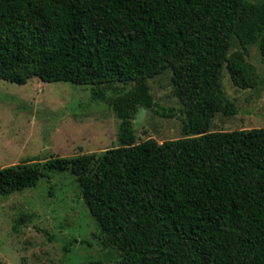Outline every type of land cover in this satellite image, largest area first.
<instances>
[{"label": "trees", "instance_id": "1", "mask_svg": "<svg viewBox=\"0 0 264 264\" xmlns=\"http://www.w3.org/2000/svg\"><path fill=\"white\" fill-rule=\"evenodd\" d=\"M232 38L241 50L228 56ZM253 44L264 59V3L0 0V80L89 85L118 118L120 143L99 157L2 168L0 195L69 172L116 264H264V129L209 132L216 113H237L220 83L224 67L234 86H257ZM165 70L183 137L135 143L138 107L175 117L155 107L147 86ZM127 82L135 88L106 87Z\"/></svg>", "mask_w": 264, "mask_h": 264}, {"label": "rangeland", "instance_id": "2", "mask_svg": "<svg viewBox=\"0 0 264 264\" xmlns=\"http://www.w3.org/2000/svg\"><path fill=\"white\" fill-rule=\"evenodd\" d=\"M247 49L258 84L253 89L236 87L224 67L220 83L237 113L231 117L216 113L209 132L264 129V59L257 44ZM239 50L232 38L228 56ZM134 86L127 82L106 87L131 90ZM147 86L155 107L175 117L162 118L138 107L130 119L135 143L182 138L184 116L171 72L148 79ZM118 137V118L109 106L91 98L89 85L38 78L25 85L0 80V169L27 159L99 157L120 146ZM47 174L49 181L42 178L32 188L0 195V264H116L119 255L103 245L104 237L81 199L75 177L69 172Z\"/></svg>", "mask_w": 264, "mask_h": 264}]
</instances>
